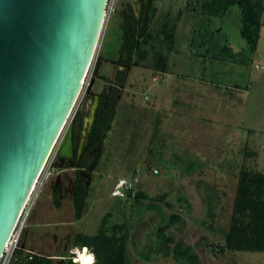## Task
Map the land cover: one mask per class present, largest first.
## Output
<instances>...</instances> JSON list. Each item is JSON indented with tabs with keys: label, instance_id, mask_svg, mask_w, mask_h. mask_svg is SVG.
<instances>
[{
	"label": "rangeland",
	"instance_id": "374dc122",
	"mask_svg": "<svg viewBox=\"0 0 264 264\" xmlns=\"http://www.w3.org/2000/svg\"><path fill=\"white\" fill-rule=\"evenodd\" d=\"M208 1L155 0L156 20L133 59L123 49V10L132 6L141 20V0L108 1L82 94L22 216L27 247L49 253L51 236L40 240L39 228L61 220L71 255L87 247L94 264L96 251L122 244L124 264H264V252L227 247L242 173L264 175V40L254 55L225 60L219 28L234 49L248 47L241 12L211 18L202 9ZM106 90L117 103L83 220L67 208L40 209L67 128ZM28 257L15 264H32Z\"/></svg>",
	"mask_w": 264,
	"mask_h": 264
},
{
	"label": "water",
	"instance_id": "95a60500",
	"mask_svg": "<svg viewBox=\"0 0 264 264\" xmlns=\"http://www.w3.org/2000/svg\"><path fill=\"white\" fill-rule=\"evenodd\" d=\"M108 1L0 0V261L82 94Z\"/></svg>",
	"mask_w": 264,
	"mask_h": 264
},
{
	"label": "trees",
	"instance_id": "16d2710c",
	"mask_svg": "<svg viewBox=\"0 0 264 264\" xmlns=\"http://www.w3.org/2000/svg\"><path fill=\"white\" fill-rule=\"evenodd\" d=\"M232 7H238L241 12V37L248 43L249 50L241 54L251 56L256 51L260 40L262 28V15L264 12V0H210L203 5V12L211 18L223 17ZM155 4L151 6L149 15L144 21L136 20L135 10L132 6L123 10V49L129 52L133 59L141 50L142 40L149 33L151 21L154 19ZM225 60H237L230 45L226 44ZM136 65L131 63V68ZM116 95H113L116 107ZM78 113V119L81 118ZM113 116L111 114L104 122H98L100 129H94L90 135V141H104L112 128ZM95 128V127H94ZM239 195L236 199L235 213L230 232L227 235V247L233 250H245L264 252V175L258 173H242L239 181ZM78 202V200H77ZM78 207V203L76 204ZM84 205V204H83ZM84 207L77 208V219L84 214ZM116 247V246H115ZM122 244V248H123ZM117 247L108 249L109 252L101 254L97 252L98 264H124L123 250ZM23 251L20 252L22 256ZM52 260L35 257L33 264H51ZM59 264H74L70 259L62 260Z\"/></svg>",
	"mask_w": 264,
	"mask_h": 264
},
{
	"label": "flooded vegetation",
	"instance_id": "af4514ba",
	"mask_svg": "<svg viewBox=\"0 0 264 264\" xmlns=\"http://www.w3.org/2000/svg\"><path fill=\"white\" fill-rule=\"evenodd\" d=\"M153 3L155 4V0H141L143 7L141 10V15L144 17H141V22L144 21L146 17H148L149 10ZM123 64L126 65V63ZM130 65L131 63L127 64L128 68H131ZM127 74V70L121 72V78H119L121 82L128 80ZM113 94V92L109 94L108 90H106L99 96H96L95 102L91 105V109L89 110L88 114L85 115L83 110L81 111L82 116L80 120L78 119L77 111L74 120L65 132L59 155L55 161V164L53 165V170L55 172L52 175L50 174L49 178L46 180V190H44L45 194H42L43 198H41L42 202L39 206L40 209L43 208V206L45 207L46 204L48 212L55 210L56 212L60 213L59 215H61L67 208L69 212L73 213L76 221L81 222L83 220L87 211L93 175L95 174L102 160L103 145L106 140L105 139L102 142L97 141L92 144L89 137L94 129L98 130L101 128L98 125V122H104L109 114L113 116V107H115ZM91 113H93L92 117H94L92 124L90 123ZM81 122H85V125H82ZM69 136L70 144L69 146H66L68 145ZM65 147L67 153L63 152ZM66 203L70 206H65ZM77 203L78 207L76 205ZM36 206L35 209H37ZM82 206H85L84 214L81 218L77 219V208L79 209ZM35 211L38 213V210ZM44 226H40L39 228V239H43L40 238V235L49 234L52 239V248L48 253V250H43V248L40 247H38L36 250V247L31 245V250H27V254L29 256L28 263L31 262L33 264L35 257L52 260L51 264H59L62 260L66 261L70 258L71 260H74L75 257H73L71 254L74 253L75 250L73 248L75 246L73 242L74 239L72 240V233L68 232L69 222L55 220ZM50 228H52L53 232L48 231ZM29 230L30 228L25 230L26 234L29 232ZM44 240H46L45 236ZM25 244L24 238L22 237L20 244L21 249H24ZM35 252H42L44 254L47 253L48 256L37 255ZM58 254H60L59 257H57Z\"/></svg>",
	"mask_w": 264,
	"mask_h": 264
},
{
	"label": "built area",
	"instance_id": "2783aa9c",
	"mask_svg": "<svg viewBox=\"0 0 264 264\" xmlns=\"http://www.w3.org/2000/svg\"><path fill=\"white\" fill-rule=\"evenodd\" d=\"M25 210H26V208H25ZM25 210H24V212H25ZM24 212H23V215H24ZM24 225H25V222L22 220V217H21L17 227L15 228V230H14V232H13V234L9 240V243L6 247V250H5V252L1 258L0 264H15L16 260L19 259L18 257L21 256L19 254L22 250L20 247V244H21V240H22ZM85 248H87V247H85ZM23 251H26V250H23ZM22 255H24V253ZM76 256H77V254H76ZM74 260H76V258H74Z\"/></svg>",
	"mask_w": 264,
	"mask_h": 264
},
{
	"label": "crops",
	"instance_id": "0c3cea01",
	"mask_svg": "<svg viewBox=\"0 0 264 264\" xmlns=\"http://www.w3.org/2000/svg\"><path fill=\"white\" fill-rule=\"evenodd\" d=\"M226 15H227V13L223 16V17H221V19L223 20V19H225V17H226ZM263 18H264V12H263V15H262V24H264V21H263ZM220 19V20H221ZM227 19V18H226ZM156 19H154V21H155ZM228 20V19H227ZM264 26H262V28H261V36H260V40H259V42H258V46H257V49H256V51L255 52H253V54L252 55H254L257 51H258V47L260 46V44L263 42V40H264V35H263V31H264V28H263ZM218 30H221L220 32L222 33V38H223V36H224V41H222V42H224L225 44L224 45H226V44H228V45H230V47L232 48V50H233V52H234V54L235 55H239V54H241V53H244L245 51H248L249 50V46L247 47V48H245V47H243L241 50H239V49H234L233 48V46L229 43V40H228V35L226 34V32L224 31H222V29L221 28H219ZM240 63H244V62H240ZM85 249H88V248H85ZM22 250H26V251H23V253H24V255H27L28 256V254L26 253L27 252V250H31L29 247H27V244H25L24 245V249H22ZM35 254H37V255H41V256H43L42 254H39V252H35ZM20 255V254H19ZM21 258H19V260H20Z\"/></svg>",
	"mask_w": 264,
	"mask_h": 264
},
{
	"label": "bare ground",
	"instance_id": "6f19581e",
	"mask_svg": "<svg viewBox=\"0 0 264 264\" xmlns=\"http://www.w3.org/2000/svg\"><path fill=\"white\" fill-rule=\"evenodd\" d=\"M77 256L75 257L78 264H94L95 256L88 249H81L80 251L76 250Z\"/></svg>",
	"mask_w": 264,
	"mask_h": 264
}]
</instances>
